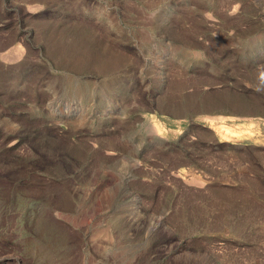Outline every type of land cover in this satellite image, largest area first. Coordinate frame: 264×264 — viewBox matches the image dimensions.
<instances>
[{
  "label": "rangeland",
  "instance_id": "obj_1",
  "mask_svg": "<svg viewBox=\"0 0 264 264\" xmlns=\"http://www.w3.org/2000/svg\"><path fill=\"white\" fill-rule=\"evenodd\" d=\"M0 264H264V0H0Z\"/></svg>",
  "mask_w": 264,
  "mask_h": 264
},
{
  "label": "bare ground",
  "instance_id": "obj_2",
  "mask_svg": "<svg viewBox=\"0 0 264 264\" xmlns=\"http://www.w3.org/2000/svg\"><path fill=\"white\" fill-rule=\"evenodd\" d=\"M22 55V54H21Z\"/></svg>",
  "mask_w": 264,
  "mask_h": 264
}]
</instances>
